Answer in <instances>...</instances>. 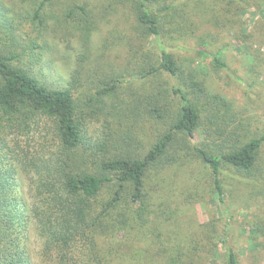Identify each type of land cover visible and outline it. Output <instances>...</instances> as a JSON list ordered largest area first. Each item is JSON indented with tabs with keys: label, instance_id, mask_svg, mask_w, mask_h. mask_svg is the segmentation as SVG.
<instances>
[{
	"label": "rangeland",
	"instance_id": "rangeland-1",
	"mask_svg": "<svg viewBox=\"0 0 264 264\" xmlns=\"http://www.w3.org/2000/svg\"><path fill=\"white\" fill-rule=\"evenodd\" d=\"M179 1L189 5L187 33H167L181 46L170 47L179 77L134 75L133 68L153 61L156 50L151 37L135 29L130 12L101 9L109 0H52L42 7L41 0H0V52L16 54L13 64L51 87L71 81L89 136H105L112 152L147 147L162 129L147 114H167L177 104L171 85H187L199 108L207 104L201 114H223V136L243 140L263 133L264 0ZM85 3L98 21L87 42L80 35V9L74 6ZM191 76H197L199 86L190 83ZM107 83H116L115 89L98 95ZM6 121L0 117V167L8 179L0 204V264L14 254L26 264H57L34 215L35 207L46 209L36 183L57 149L51 124L42 120L15 130ZM207 130L212 135L205 141L221 140L207 124L191 142L203 139ZM121 136L135 141L124 144ZM193 161L158 189L146 186L141 201L122 199L106 228L97 230L94 240L79 243L80 264H94L95 256L104 264H227L229 250L238 264H264V143L256 168L261 175L249 178L222 166L221 201L212 191L210 171ZM108 196L105 188L99 199Z\"/></svg>",
	"mask_w": 264,
	"mask_h": 264
},
{
	"label": "trees",
	"instance_id": "trees-1",
	"mask_svg": "<svg viewBox=\"0 0 264 264\" xmlns=\"http://www.w3.org/2000/svg\"><path fill=\"white\" fill-rule=\"evenodd\" d=\"M46 2L52 0H41V7ZM74 6L80 9V35L87 42L92 26L98 21L94 15L95 18L92 17L87 3ZM38 9L40 7L35 12ZM101 9L104 12L108 9L130 12L136 22L135 29L141 35L143 33L151 37L157 57L135 66L134 75L147 80L162 74L179 77L181 72L170 47L181 46L173 37H167V33L171 34L174 30L187 33L184 29V26H188L187 2L109 0ZM73 10L71 7L70 11ZM199 11L202 12V9ZM182 20L184 24H181ZM198 52H202V49ZM15 57L16 54L7 56L0 52V117L15 130L27 128L31 122L37 125L42 120L51 124L57 149L46 162V175L36 183V190L42 196L46 209L41 211L35 207L34 215L45 236V247L56 253L57 264H80L76 254L79 243L94 240L96 231L106 228L104 223H108L111 212L118 208L122 199L141 201L146 195V186L158 189L164 181L178 177L183 166H189L195 159L210 171L212 191L220 201L224 191L221 177L223 165L249 178L258 173L261 175V172L256 173V168L258 154L264 143V132L243 140L223 136V114H201L207 104L199 108V104L188 96L185 84V89L171 85L170 90L177 98V104L167 108V114H147L156 119L158 128L162 127L151 136L147 147L144 145L130 149L126 146V150L120 147L112 152L105 136L96 140L89 136V122L79 113L80 97L75 95L76 86L71 81L67 86L51 87L41 81L38 74L13 64L11 59ZM214 61L223 65L216 58ZM190 83L199 86L197 76H191ZM115 87L116 83H107L96 93L107 94ZM207 124L209 129L218 132L216 138L221 140L215 142L213 138L210 142L205 141L212 135L207 130L208 134L203 139L191 142L190 139L196 138L197 129ZM120 139L127 145L135 141L131 137L126 139L121 136ZM7 184L8 179L0 167V204L4 201ZM105 188L109 196L99 199ZM260 231L264 247V228ZM8 260L5 264H26L18 254ZM94 264L104 262L95 256ZM227 264H238L231 250L228 252Z\"/></svg>",
	"mask_w": 264,
	"mask_h": 264
}]
</instances>
